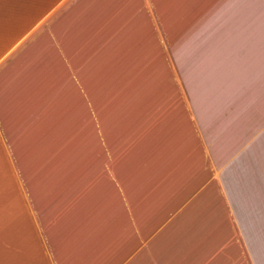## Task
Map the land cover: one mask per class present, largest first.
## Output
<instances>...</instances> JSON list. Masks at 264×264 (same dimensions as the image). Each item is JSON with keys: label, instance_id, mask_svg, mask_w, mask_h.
I'll return each instance as SVG.
<instances>
[{"label": "crops", "instance_id": "0c3cea01", "mask_svg": "<svg viewBox=\"0 0 264 264\" xmlns=\"http://www.w3.org/2000/svg\"><path fill=\"white\" fill-rule=\"evenodd\" d=\"M0 0V264H264V0Z\"/></svg>", "mask_w": 264, "mask_h": 264}, {"label": "rangeland", "instance_id": "374dc122", "mask_svg": "<svg viewBox=\"0 0 264 264\" xmlns=\"http://www.w3.org/2000/svg\"><path fill=\"white\" fill-rule=\"evenodd\" d=\"M200 6H195V14H200L202 16H209L212 13L215 14L217 8L215 5H213L211 0H202V2L200 3Z\"/></svg>", "mask_w": 264, "mask_h": 264}]
</instances>
